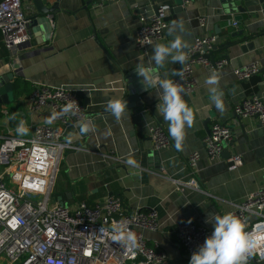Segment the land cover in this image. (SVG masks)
<instances>
[{
    "label": "crops",
    "instance_id": "1",
    "mask_svg": "<svg viewBox=\"0 0 264 264\" xmlns=\"http://www.w3.org/2000/svg\"><path fill=\"white\" fill-rule=\"evenodd\" d=\"M181 2L154 0L156 5L182 8L167 15L164 37L150 42L143 52L136 48L134 39L138 20L152 14L149 0H46L43 2L46 7L57 3V11L50 14L53 20L47 28L36 31L29 26V42L16 54L4 46L0 31V87L2 80L9 81L11 62L19 65L11 80L12 101L0 103V140L9 131L23 137L31 135L33 124L39 121L38 115L28 111L33 83L82 92L79 97L86 106L85 118L63 129L62 140L71 147L61 154L54 176L51 194L56 197L55 203L72 206L85 201L90 204L114 194L121 198L127 211L155 209L159 214V229L141 233L150 245L157 243L165 252L166 264H188L190 260L172 232L176 223L189 220L212 230L211 223L205 222L208 215L223 214L233 203L264 187V126L258 127L255 118H247L240 120L247 125L243 130L233 113V106L243 97L264 98V17L261 13L249 20L243 15L255 50L243 52L238 43L211 51L212 58L226 60L217 76L202 67L195 68V90L182 92V98L193 112V123L186 127L180 149L175 147L172 138L171 146L155 149L149 138L148 127L153 124L161 125L169 136L168 123L160 115L159 102H155L158 101L156 86L143 96L154 104L151 110L135 101L126 102L120 118L106 110L110 100L121 99L120 71L137 67L140 58L157 73L155 79L172 78L180 65L171 57L163 67L149 63L156 44H168L180 35L187 45L184 52L195 37L219 33L215 36V45L219 46L229 32L239 28L231 25L230 15L224 16L218 11L220 4L215 1L190 0L187 6ZM22 4L28 17L40 16L33 0H22ZM200 17H204V26L198 23ZM177 21L182 22L183 31L178 29L169 34V28ZM253 61L260 63L257 75L249 80H237L233 70ZM213 77L217 82L209 84L207 81ZM214 95L220 96L222 109L215 106ZM21 120L27 128L23 135L16 132ZM86 122L89 130L81 131ZM214 122L231 125L232 139L224 147L229 157H242L240 166L230 168L229 157L223 153L213 161L207 158L202 139ZM194 150L201 157L192 175L186 159ZM193 176L198 189L186 185ZM245 264H264V258L257 261L251 257Z\"/></svg>",
    "mask_w": 264,
    "mask_h": 264
},
{
    "label": "built area",
    "instance_id": "2",
    "mask_svg": "<svg viewBox=\"0 0 264 264\" xmlns=\"http://www.w3.org/2000/svg\"><path fill=\"white\" fill-rule=\"evenodd\" d=\"M189 2L182 0L181 5L187 6ZM22 5V0H0L2 41L13 54L30 39L29 26L33 18L27 16ZM169 8L170 5L161 3L155 13L138 20L134 39L138 50L143 52L150 42L162 40ZM51 16L49 14L48 18ZM231 22L233 27L237 26ZM198 23L204 26V17H200ZM215 39L211 34L200 35L184 50L185 60L179 63L178 75L172 80L182 92L195 90L196 67L217 76L226 65L224 58L211 59L206 55ZM259 70L260 63L253 61L235 68L233 75L237 80H249ZM79 92L73 88L33 83L28 111L38 115L39 121L33 124L31 135L23 137L9 131L0 140V264H166L165 252L157 243L150 245L141 233L159 229V214L155 209L127 211L121 198L114 194L90 204L79 201L72 206L55 202L49 205L61 154L71 147L62 140L63 129L86 116V106ZM6 113L4 111V115ZM233 113L241 119L255 118L264 126V98L243 97L233 106ZM148 134L155 149L172 144L171 137L159 124L150 125ZM231 139L229 123H212L202 139L207 158L219 159ZM187 156L188 170L194 175L201 155L194 150ZM228 162L233 163L230 168L240 166L242 157L231 156ZM186 185L199 188L194 176ZM227 212L243 219L246 231L257 238L255 247L246 253V262L251 257L257 261L264 258V187L233 203ZM119 221H126L136 235L134 250L113 240L112 224ZM211 231L189 220L172 227L189 257Z\"/></svg>",
    "mask_w": 264,
    "mask_h": 264
},
{
    "label": "clouds",
    "instance_id": "3",
    "mask_svg": "<svg viewBox=\"0 0 264 264\" xmlns=\"http://www.w3.org/2000/svg\"><path fill=\"white\" fill-rule=\"evenodd\" d=\"M178 29L183 31L182 22L174 23L169 28V34ZM186 46V42L180 35L174 36L168 44H156L152 49L149 63L163 67L165 61L171 57L173 62L183 64L185 56L182 50ZM136 72L139 77H142L143 85L158 88L160 115L168 123V133L173 139L175 147L180 149L185 139V129L191 127L193 123V112L182 98L183 90L171 79H155L156 73L143 63V58H140ZM207 82L215 84L217 81L213 77ZM213 91L215 90L213 89ZM212 99L218 109L223 108L219 95H214ZM125 109L126 101L123 98L110 100L106 105V110L116 118H120ZM89 127V123L86 122L81 127V131H88ZM16 132L20 135L27 132L23 120L17 125ZM129 163L134 162L130 161ZM205 222L211 223L212 231L191 254L188 264H245L246 253L255 247L257 238L246 231L244 220L231 212H225L208 215ZM111 231L113 240L125 244L130 251L137 247V237L128 227L126 221L114 222Z\"/></svg>",
    "mask_w": 264,
    "mask_h": 264
},
{
    "label": "water",
    "instance_id": "4",
    "mask_svg": "<svg viewBox=\"0 0 264 264\" xmlns=\"http://www.w3.org/2000/svg\"><path fill=\"white\" fill-rule=\"evenodd\" d=\"M150 4H152V13H155L158 9L159 5H156L154 3V0H149ZM215 1L217 4H220L219 10L222 11V15L227 16L230 15L231 20L236 23L239 28H237L234 31L229 32L228 37L224 40L223 43H221L219 46L213 45L211 51L213 50H219L227 49L228 47L241 43V50L243 52L246 51H253L255 50V44L252 40V35L248 32L246 24H245V18L246 20H249L251 18H256L259 13L264 17V0H210ZM33 3L35 7L37 8L40 16L39 17H33L32 22L30 26H32V30L36 31L38 28H47L50 21L53 20V17L51 19L47 18L48 14L55 13L57 11V3L52 4L51 6L46 7L45 4L42 2V0H33ZM87 8V7H86ZM85 8V9H86ZM181 6H170L169 10L166 12V17L168 14L172 13L173 11H179ZM246 15L245 18L243 15ZM165 17V18H166ZM227 27V26H226ZM219 33H216V35ZM216 36L215 34H213ZM236 40V41H233ZM211 51L210 53H207L206 55L210 57L211 59ZM147 65L146 63H144ZM11 66L13 68L12 72L7 75V79H9L8 82H5L4 80L1 81L2 87H0V103L8 104L13 99V84H11V80L14 76V70H17L19 68V65L17 63L11 62ZM180 70V66L174 71L171 80L175 78V76L178 74ZM154 71V70H152ZM155 72V71H154ZM156 73V72H155ZM120 76L122 78L121 82H123V91L121 95V99L123 98L126 102L128 101H135V104L139 106L147 105L149 109L151 110V106L154 105L153 103H149L147 100L144 99V94L149 92L151 89L150 87H147L145 85H142V77H139L136 72V67L132 68L131 70H125L120 71ZM157 77V73H156ZM155 77V78H156ZM79 95H83L82 92H79ZM142 99V100H141ZM144 100V101H143ZM158 103L159 101H155ZM234 117L238 121L242 120L240 117L234 114ZM246 123L244 121H240V127L244 130L246 127ZM258 127H261V123L259 122ZM154 153V152H152ZM222 153L230 156L227 147H224L222 150ZM221 153V155H222ZM230 158V157H229ZM232 162H228V165H232ZM60 205H63L60 203Z\"/></svg>",
    "mask_w": 264,
    "mask_h": 264
},
{
    "label": "rangeland",
    "instance_id": "5",
    "mask_svg": "<svg viewBox=\"0 0 264 264\" xmlns=\"http://www.w3.org/2000/svg\"><path fill=\"white\" fill-rule=\"evenodd\" d=\"M50 197H51V199H50L49 205L53 204V202H55V200H56V197L54 194H51Z\"/></svg>",
    "mask_w": 264,
    "mask_h": 264
},
{
    "label": "trees",
    "instance_id": "6",
    "mask_svg": "<svg viewBox=\"0 0 264 264\" xmlns=\"http://www.w3.org/2000/svg\"><path fill=\"white\" fill-rule=\"evenodd\" d=\"M6 58H7V57H6ZM15 88H16V89H18V85H16V86H15ZM16 89H15V90H16ZM16 93L18 94V92H17V91H16Z\"/></svg>",
    "mask_w": 264,
    "mask_h": 264
}]
</instances>
